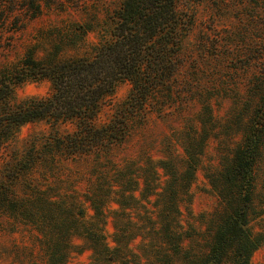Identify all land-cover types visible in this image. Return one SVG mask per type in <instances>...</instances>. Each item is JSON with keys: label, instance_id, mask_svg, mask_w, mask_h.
I'll use <instances>...</instances> for the list:
<instances>
[{"label": "trees", "instance_id": "obj_1", "mask_svg": "<svg viewBox=\"0 0 264 264\" xmlns=\"http://www.w3.org/2000/svg\"><path fill=\"white\" fill-rule=\"evenodd\" d=\"M177 1L123 0L109 39L91 57L60 59L49 51L39 58L29 48L0 69V214L28 230L40 263L75 264L74 256L87 252V264H249L264 242L263 231L251 226L264 216V198L255 205L254 176L264 145V85L250 84L254 106L228 161L216 172L205 169L220 209L201 246L182 222L181 204L190 202V186L203 167L213 125L208 105L195 119L199 126H187L177 143L167 138L158 149L150 146L157 158L146 151L118 155L149 115L171 112L164 86L183 65L189 25ZM38 11L39 4L32 15ZM29 80H47L51 91L16 99V86ZM124 80L130 91L98 122ZM36 120L50 131L30 134L17 154L19 127ZM66 123L72 128L61 129Z\"/></svg>", "mask_w": 264, "mask_h": 264}, {"label": "rangeland", "instance_id": "obj_2", "mask_svg": "<svg viewBox=\"0 0 264 264\" xmlns=\"http://www.w3.org/2000/svg\"><path fill=\"white\" fill-rule=\"evenodd\" d=\"M122 1L0 0V69L17 63L29 48L39 58L49 51L58 52L56 58L60 59L91 57L96 47L109 39L111 18ZM37 4L39 11L32 15ZM177 8L185 14L189 25L181 42L183 65L171 84L164 86L171 93L166 99L171 112L160 117L149 115L142 128L135 127L118 155L135 158L140 151H146L157 158L155 150L165 144L163 140L170 138L177 143L176 138L187 126L197 128L195 119L208 105L213 125L201 158L203 167L196 171L190 186V202L181 204L182 222L189 223L195 243L201 246L209 240L212 214L220 209L218 196L204 176L205 169L216 172L228 161L254 106L250 84L264 85V0H178ZM130 88L127 80L117 83L98 122L111 117ZM50 91L47 80H29L16 86L14 94L19 99L46 96ZM158 99L161 100L160 94ZM72 126L66 123L60 128ZM50 129L44 120L21 125L15 143L17 154L30 134H47ZM176 148L181 154L179 144ZM254 176L255 205H259L264 198V145L254 166ZM262 219L251 221L254 231L264 233V216ZM106 229L108 234L112 232L110 223ZM31 239L25 227L14 225L0 214V264H42L36 259L37 246ZM87 254L74 256L73 262L87 264ZM249 264H264V242L252 252Z\"/></svg>", "mask_w": 264, "mask_h": 264}]
</instances>
